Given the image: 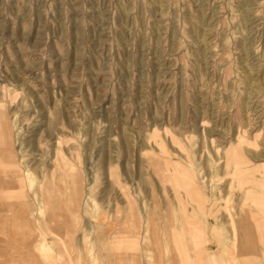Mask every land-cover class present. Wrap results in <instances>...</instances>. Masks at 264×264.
Segmentation results:
<instances>
[{
    "label": "rangeland",
    "instance_id": "1",
    "mask_svg": "<svg viewBox=\"0 0 264 264\" xmlns=\"http://www.w3.org/2000/svg\"><path fill=\"white\" fill-rule=\"evenodd\" d=\"M23 182L36 264H264V0H0V264Z\"/></svg>",
    "mask_w": 264,
    "mask_h": 264
},
{
    "label": "bare ground",
    "instance_id": "2",
    "mask_svg": "<svg viewBox=\"0 0 264 264\" xmlns=\"http://www.w3.org/2000/svg\"><path fill=\"white\" fill-rule=\"evenodd\" d=\"M4 152H2V154H3ZM4 157L2 156V160H3V162H5L6 161V158L5 159H3ZM8 159V158H7ZM6 163H8V166L10 167V169L8 170V177H7V179H6V181H5V185L6 186H8V187H10L11 188V186H12V181H11V179H8V178H10V177H12L13 175L14 176H16V174H18L17 172H16V165L15 164H13L12 163V160H7L6 161ZM239 164V163H238ZM12 170H15V173L12 171ZM5 173V172H4ZM6 176V175H5ZM21 181H22V179H20ZM19 180V181H20ZM16 186H17V184H16ZM22 186H23V188L21 189V190H19L18 192H16V193H14V199H13V201L12 202H10V204L8 205L7 204V206L9 207V209L11 210V212L12 211H14V212H16V216H14V225L15 226H17L18 227V225H19V222L17 221V220H23V218H24V209L23 208H17V207H15L14 206V203H23L24 201H26V202H28V206H27V214H29V217H28V224H27V226H26V230L28 231V232H30L29 233V238L27 239V241H28V243L29 244H31V245H34V238L32 237V232L34 233H37L36 231L37 230H42V227L43 226H45L44 225V223H42L41 221H42V219L40 220V218H38V216H37V214L35 215L34 214V206L32 205V203H30L29 201H30V199H31V195H30V192H29V190H28V192L24 189V182L22 183ZM7 188V187H6ZM17 188V187H16ZM74 188H76V187H74ZM77 189V188H76ZM76 189H75V191H76ZM14 190V189H13ZM74 191V190H73ZM77 191H78V189H77ZM32 192H33V194H36V193H34V192H36V190H32ZM75 194H77L76 192H75ZM73 198V197H72ZM72 198H71V200H72ZM43 199V207H44V209L45 210H47L48 211V209H49V207L46 205V203H45V201H44V198H42ZM4 201V197L1 195V197H0V201ZM71 200L69 201V202H71ZM42 201V200H41ZM6 204V203H5ZM35 204V203H34ZM70 204V203H69ZM68 204V205H69ZM4 205V204H3ZM2 205V207H4ZM1 206V205H0ZM71 206H73V205H71ZM70 205H69V207H71ZM7 208V207H6ZM73 209H74V206L72 207ZM4 209V208H3ZM29 209V210H28ZM73 209H72V211H73ZM10 212V213H11ZM30 212V213H29ZM13 213V212H12ZM11 215V214H10ZM26 215V214H25ZM2 216L3 215H0V217L2 218ZM0 218V219H1ZM5 218V217H4ZM6 218H7V216H6ZM46 219V218H45ZM7 220V219H6ZM55 220V219H54ZM2 221L4 222L5 220L4 219H2ZM1 221V222H2ZM51 221V220H50ZM8 225H9V223H7ZM11 224V223H10ZM49 224H51V223H48V222H46V226H48ZM5 225V224H4ZM8 225H6V226H8ZM52 225V224H51ZM60 225V224H59ZM10 226V225H9ZM4 227V226H3ZM2 227V228H3ZM6 228V227H5ZM10 228V227H9ZM47 229V228H46ZM50 229V228H49ZM52 229V228H51ZM6 230V229H5ZM48 230V229H47ZM9 232H10V230H9ZM8 232V233H9ZM39 232H41V231H39ZM51 232V231H50ZM54 232V231H53ZM7 233V232H6ZM47 232L45 231V233H44V235H41L42 236V238H40V240L39 241H43L44 242V240H42L43 239V236H46L47 234H46ZM42 234V233H41ZM53 235V234H52ZM25 236V235H24ZM18 238H20V236H18ZM22 238H23V235H22ZM24 239V238H23ZM4 242H6V236L5 235H2L1 237H0V246H1V244H3ZM8 242V241H7ZM7 245V244H6ZM5 245V246H6ZM170 246V245H169ZM7 247V246H6ZM27 248H29V247H27ZM33 248H31V249H29L28 250V253H29V256H27L26 258L27 259H29L31 262H36L35 260H36V258H37V256H35V254H33V252L31 251ZM36 250H38V249H36ZM46 251V250H45ZM3 253V252H2ZM40 253V252H39ZM5 254V253H4ZM204 254H206L205 253V251H204ZM36 257V258H35ZM205 257V256H204ZM206 258V257H205ZM6 259V258H5ZM12 259V258H11ZM22 260V259H21ZM14 261V260H13ZM16 261V260H15ZM38 261H40V260H38ZM205 261H206V259H205ZM6 264V263H5ZM13 264V263H12ZM34 264H36V263H34ZM201 264V263H200ZM254 264V263H253Z\"/></svg>",
    "mask_w": 264,
    "mask_h": 264
},
{
    "label": "crops",
    "instance_id": "3",
    "mask_svg": "<svg viewBox=\"0 0 264 264\" xmlns=\"http://www.w3.org/2000/svg\"><path fill=\"white\" fill-rule=\"evenodd\" d=\"M246 195H248V194H246ZM244 196L243 198H247L248 196ZM132 207H129L128 208V215L130 214H133L132 213ZM130 219V218H129ZM129 224V222L128 223H126L125 225H128ZM53 229V228H52ZM51 228H50V230H49V233H50V235L49 236H51V233L54 231V236H57L56 235V233H57V230L55 229H53L52 230ZM257 229H259V230H262V231H264V226H258V228ZM247 230H249V229H246V230H244V231H247ZM39 231H46V230H39ZM51 231V232H50ZM247 233V232H246ZM246 233L245 234H243V235H241V238L244 240V238L246 239L247 238V235H246ZM40 235V234H39ZM42 235H43V233H42ZM70 234H68V233H64L63 235H61V236H59L60 237V239H59V241H57V240H54V239H52V238H49V240H48V247H49V249H52V254H53V258L54 257H59V259L61 260V262L63 263V264H79V259H78V250H77V239H75L74 237H73V242H71V244H72V247H70V249L71 250H68V252L66 253V255L64 256V257H61V250H62V248H63V246H67L66 245V242H65V238H66V236H69ZM72 236V235H71ZM135 238V237H134ZM131 240V239H130ZM133 241H134V239H133ZM45 243V242H44ZM55 245H58V254L59 255H57V252L55 253V250H54V246ZM9 250H8V252H6V257L8 256H13V255H15L16 257H17V261H19V258L20 259H27L26 258V255H25V253L27 254L28 253V250L26 251V249H25V246L24 245H20V248L18 247H16V249H13V247H12V245H10V247H7ZM6 248V249H7ZM145 249H147V247H144ZM33 254H35V256H39V254H38V251L36 252V250L34 249V245H33ZM11 253V254H10ZM20 256V257H19ZM36 258V257H35ZM27 260H29V259H27ZM36 260H37V258H36ZM35 260V261H36ZM30 261V260H29ZM35 262H33V264H34ZM258 263H259V261H258ZM247 264H253L252 262H249V263H247Z\"/></svg>",
    "mask_w": 264,
    "mask_h": 264
}]
</instances>
